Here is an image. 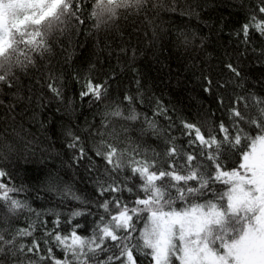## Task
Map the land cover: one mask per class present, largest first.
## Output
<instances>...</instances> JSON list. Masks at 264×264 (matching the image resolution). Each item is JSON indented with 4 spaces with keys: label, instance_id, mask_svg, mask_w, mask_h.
<instances>
[{
    "label": "snow or ice",
    "instance_id": "obj_1",
    "mask_svg": "<svg viewBox=\"0 0 264 264\" xmlns=\"http://www.w3.org/2000/svg\"><path fill=\"white\" fill-rule=\"evenodd\" d=\"M0 264H264V0H0Z\"/></svg>",
    "mask_w": 264,
    "mask_h": 264
},
{
    "label": "trees",
    "instance_id": "obj_2",
    "mask_svg": "<svg viewBox=\"0 0 264 264\" xmlns=\"http://www.w3.org/2000/svg\"><path fill=\"white\" fill-rule=\"evenodd\" d=\"M69 177H71V173H69Z\"/></svg>",
    "mask_w": 264,
    "mask_h": 264
}]
</instances>
